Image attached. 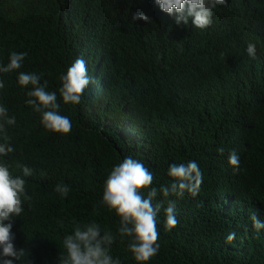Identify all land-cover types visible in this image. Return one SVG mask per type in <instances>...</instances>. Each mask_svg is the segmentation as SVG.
<instances>
[{"label": "trees", "instance_id": "trees-1", "mask_svg": "<svg viewBox=\"0 0 264 264\" xmlns=\"http://www.w3.org/2000/svg\"><path fill=\"white\" fill-rule=\"evenodd\" d=\"M135 12L152 22L132 21ZM12 52L27 56L20 69L0 73V105L16 120L0 132V143L7 135L14 148L0 162L13 176L23 177L21 166L33 169L23 177L31 199L11 221L14 244L27 253L14 264H59L64 237L92 222L113 235V259L139 264L118 231L120 217L102 204L105 180L129 156L153 173L150 188L158 190L172 182V163L196 161L203 173L196 197L154 198L162 204L160 248L144 264H264V229L249 219L255 212L264 222V0H227L205 29L192 18L177 25L155 0H0V65ZM77 57L92 82L79 104H65L60 76ZM20 72L47 81L72 122L69 134L43 127L41 113L25 103L32 85L20 86ZM59 183L70 188L66 198L54 190ZM169 202L179 223L165 231Z\"/></svg>", "mask_w": 264, "mask_h": 264}, {"label": "clouds", "instance_id": "clouds-1", "mask_svg": "<svg viewBox=\"0 0 264 264\" xmlns=\"http://www.w3.org/2000/svg\"><path fill=\"white\" fill-rule=\"evenodd\" d=\"M160 10L169 16H175L177 25L187 24L192 18V24L197 29H205L212 24L213 9L218 5L227 6V0H155ZM132 21L142 20L151 23V17L143 12L132 14ZM256 45L249 43L246 47L248 56L256 58ZM27 56L26 52H12L6 66L0 65V73H9L22 67ZM41 77L35 73L20 72L18 82L20 86L32 85L27 92L30 99L25 103L32 109L41 113V124L51 132L67 135L72 130V122L67 116L59 113L60 105L57 103V94L46 91L47 81L40 83ZM61 87L59 94L65 104H79L84 90L92 82L88 74L86 61L77 57L65 74L60 76ZM5 84L0 80V89ZM0 132H5V124L15 125V117H9L5 106L0 105ZM9 137L4 136V143H0V156H7L14 152V148L8 143ZM217 152L221 155L224 148L220 147ZM228 163L234 172L239 169L240 157L235 150L229 153ZM23 177L33 174V169L21 166ZM167 175L172 182L162 185L159 190L150 186L153 184L154 175L145 165L132 158H125L122 163L113 167L104 182L102 204L108 209L114 210L120 217L118 229L121 237H129L128 249L139 264L149 261L158 254L159 231L157 217L161 211L160 202L153 203L158 192L164 197L176 196L183 198L185 193L196 197L203 183V173L196 161L187 163H172L169 165ZM21 176H13L6 162H0V264H14L21 261L27 255L23 248L17 249L12 233V219L19 217L23 211V201L30 200L26 193V181ZM147 196L142 190L149 189ZM62 198H66L70 192L68 185L59 183L55 186ZM23 198V199H22ZM165 231L176 227L179 221L176 217L175 203L169 202L164 209ZM249 219L253 228L259 233L264 229L262 222L255 212L250 214ZM8 221V223H5ZM100 226L89 223L81 226L74 225L72 234L63 239L65 254L59 256V264H120L119 259H113L110 246L114 242L111 232H103ZM236 239V232L231 231L226 236V243H232Z\"/></svg>", "mask_w": 264, "mask_h": 264}]
</instances>
